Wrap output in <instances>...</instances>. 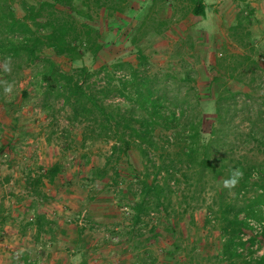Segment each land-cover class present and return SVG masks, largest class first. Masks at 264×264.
I'll use <instances>...</instances> for the list:
<instances>
[{
  "label": "trees",
  "instance_id": "1",
  "mask_svg": "<svg viewBox=\"0 0 264 264\" xmlns=\"http://www.w3.org/2000/svg\"><path fill=\"white\" fill-rule=\"evenodd\" d=\"M14 3L0 0L2 83L13 80L12 75L37 61L47 62L37 75L46 83V93L63 98L70 107V121L86 122L92 136L114 140L104 166L93 168L89 181L106 179L113 157L118 155V161L136 148L145 160L146 170L138 179L140 190L134 194L133 226L152 210L169 212L177 193L183 198L179 205L181 218H192L190 210L202 207L207 211L206 223L220 225L224 241L217 253L219 261L264 264V76L253 57L251 27L256 11L251 3L242 0L228 28L229 37L243 52L225 49L222 54L216 53L215 63L209 67L208 87L216 94V124L209 139L203 135V119L196 109L200 99L191 67L181 77L170 71L150 73L149 56L141 44L148 36L166 32L177 10L184 18L192 15L206 20L205 0H151L148 11L131 26L130 41L136 48L138 64L116 59L95 72L83 60L90 56L96 61L112 44L107 43L102 25L105 23L107 30L115 33L113 23L123 20L129 0H21L22 16H18ZM188 38L192 49L194 40ZM45 49L82 65L71 72L62 71L43 56ZM118 70H126L128 76L118 78ZM97 73L104 74V83L99 87L90 80ZM228 80L249 89L234 91ZM114 95L129 106L123 109L107 103ZM5 98L2 96V105ZM112 170L110 183L118 186V169L113 166ZM60 173L62 165L56 162L41 168L30 183L40 194L44 180L53 183ZM225 181L234 182L226 186ZM250 220L262 223L259 233L254 232ZM31 225L37 239L54 232V223L45 214H37ZM156 236L149 238L151 244L157 242ZM135 248L138 251L136 244ZM179 249L176 243L174 250ZM260 250L263 252L258 255ZM140 263L155 264L143 258Z\"/></svg>",
  "mask_w": 264,
  "mask_h": 264
},
{
  "label": "rangeland",
  "instance_id": "2",
  "mask_svg": "<svg viewBox=\"0 0 264 264\" xmlns=\"http://www.w3.org/2000/svg\"><path fill=\"white\" fill-rule=\"evenodd\" d=\"M247 1L256 11V21L251 27L253 57L258 60L259 73L264 76V0ZM205 3L206 20L192 15L184 18L183 12L177 10L166 32L148 36L141 44L149 56L150 73L161 75L170 71L181 77L191 67L200 99L196 109L203 119V135L209 139L216 124V94L208 87L209 67L215 63L216 53L222 54L225 49L243 52L228 35L242 0H205ZM150 4L151 0H129L123 20L113 23L117 28L115 33H110L105 23L102 25L107 43L112 44L107 45L96 61L90 56L83 60L92 72L116 59L130 61L134 66L138 64L136 48L130 41L131 26L148 11ZM14 6L18 16H22L21 0H15ZM160 15L164 16V12ZM189 36L195 43L192 49L187 44ZM43 56L65 72L82 65L56 56L52 49H45ZM46 64V61H37L12 75L13 80L6 83H2L0 74V205L2 202L8 205L5 209L0 207V251L3 247L32 250L29 257H20L28 264L34 261L35 264H51L44 260L45 254H41L44 249L56 257L65 255L63 262L60 258L55 264H141L142 258L155 264H228L217 258L224 241L220 225L207 224V211L202 207L190 210L192 218L189 215L181 218L179 205L183 198L177 193L171 199L169 212L152 210L133 226L131 207L137 201L134 194L139 192L138 179L146 170L145 160L136 148L118 161V155L113 157L112 164L120 175L118 186L110 183L113 166L106 179L89 181L92 169L104 166L114 140L92 136L86 122L70 121V107L64 104L63 98L46 93L47 85L37 75ZM116 75L123 78L128 73L118 70ZM90 80L99 87L104 83V74L97 73ZM228 82L234 91L249 89L245 84ZM170 87L175 90L173 85ZM2 96L6 97L3 105ZM107 103L123 109L129 106L116 95L108 98ZM56 162L61 163L62 173L53 183L45 179L38 194L31 179L41 173V168ZM180 187L175 189L182 191L184 184ZM17 204L20 207L15 206ZM47 213L54 219L48 218ZM37 214H45L54 223V232H46L38 239L31 225ZM2 215H5L3 221ZM7 222L11 226L2 230ZM156 234L157 242L151 244L149 238ZM176 243L179 250H174ZM262 252L258 251V255ZM14 255L13 258L18 259L21 253ZM190 256L194 259L192 263Z\"/></svg>",
  "mask_w": 264,
  "mask_h": 264
},
{
  "label": "crops",
  "instance_id": "3",
  "mask_svg": "<svg viewBox=\"0 0 264 264\" xmlns=\"http://www.w3.org/2000/svg\"><path fill=\"white\" fill-rule=\"evenodd\" d=\"M7 206L8 205H6V202H2V204L0 205V207H2V209L7 208ZM15 206L20 207L19 204L15 205ZM19 210H22V209L20 208ZM4 216L5 215H2V221L4 220ZM47 217L50 218L51 220L54 219V217L51 216L48 213H47ZM7 223H8V225H6L4 227V229H2V230H5V229H7V228H9L11 226V224H9V222H7ZM13 225L15 226V224H13ZM74 240H76V239H74ZM20 250L19 249H11V250H9L8 248L4 249V247H3L2 251H0V254H2V261L0 262V264H28L26 259H23L24 261L23 260L21 261L20 257H22V256L29 257L33 253V252H31L32 250L31 251L30 250L27 251V250L22 249V248ZM25 252H27V253H25ZM36 252H39V251H34V253H36ZM20 253H21V255H19L18 259H14L13 258L14 254H20ZM41 254H43V255L45 254L46 257H44V260L51 261V264H55V262L57 263L60 258H61L62 262L65 259V255L64 254H62V255L60 254L59 256L56 257V256H54V254L52 252H49L48 249H44V251L41 252ZM14 256H17V255H14ZM8 258H11V259H8ZM28 262H30V259H28ZM29 264H35V261H34V263H29Z\"/></svg>",
  "mask_w": 264,
  "mask_h": 264
},
{
  "label": "built area",
  "instance_id": "4",
  "mask_svg": "<svg viewBox=\"0 0 264 264\" xmlns=\"http://www.w3.org/2000/svg\"><path fill=\"white\" fill-rule=\"evenodd\" d=\"M249 222L253 227L255 233H259L262 230V226H263L262 223H259L255 220H250Z\"/></svg>",
  "mask_w": 264,
  "mask_h": 264
},
{
  "label": "clouds",
  "instance_id": "5",
  "mask_svg": "<svg viewBox=\"0 0 264 264\" xmlns=\"http://www.w3.org/2000/svg\"><path fill=\"white\" fill-rule=\"evenodd\" d=\"M234 181H225V185L228 186L230 183H233Z\"/></svg>",
  "mask_w": 264,
  "mask_h": 264
}]
</instances>
